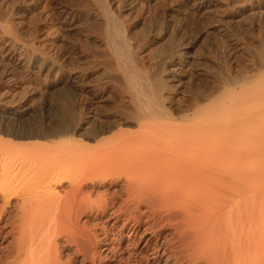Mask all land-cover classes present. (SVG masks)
Returning <instances> with one entry per match:
<instances>
[{
    "label": "bare ground",
    "instance_id": "6f19581e",
    "mask_svg": "<svg viewBox=\"0 0 264 264\" xmlns=\"http://www.w3.org/2000/svg\"><path fill=\"white\" fill-rule=\"evenodd\" d=\"M109 1L95 0L104 17L103 24L97 25L101 26L98 37L106 53L116 60L119 75L124 76L125 88L121 87L132 108L108 124L100 121L92 125L90 120H78L80 115L76 118L72 111L55 122L25 120L28 108L6 104L3 92L20 83L32 87L44 71L58 72L65 67L61 63L64 54L59 62L60 49L47 54L34 44L19 41L18 29L13 26L16 20L9 19L17 2L0 0V248L4 243L10 245L4 248L3 261L264 264V86H240L247 79L253 81L255 74L242 81L243 77L238 80L237 75L224 73L218 87L196 88L189 109H173L172 97L165 92L172 88L167 87L169 80L157 73L149 76L141 68V59L130 45L129 30ZM136 1L130 0L126 9ZM66 4L54 12L55 19L64 23L60 29L71 26L80 14ZM219 4L201 0L193 8L210 12ZM174 45L163 56L160 72L167 76H174L192 57L188 46ZM70 48L74 53L83 51ZM257 54L260 65L256 70L263 74L264 49ZM196 73L206 76L202 69ZM75 77L69 80L74 95L94 97L104 90L103 83L90 89L74 81ZM258 78V85L263 84ZM59 84L60 80L54 81V87ZM88 123L92 130L87 131ZM19 137L33 138L28 143L32 146L14 152ZM59 246L67 250L65 256Z\"/></svg>",
    "mask_w": 264,
    "mask_h": 264
},
{
    "label": "rangeland",
    "instance_id": "374dc122",
    "mask_svg": "<svg viewBox=\"0 0 264 264\" xmlns=\"http://www.w3.org/2000/svg\"><path fill=\"white\" fill-rule=\"evenodd\" d=\"M13 1H15V3L17 2L16 4L15 3L14 4L18 6L15 7L14 5L15 9H13L12 10L13 12H11L12 18L9 15V19L10 20L12 19V21L16 20V22L21 21L20 23L13 22V26L15 25L14 28L16 27V30L18 29L17 36L19 41L23 42L25 45L34 44L37 50L41 52H45L47 54L53 53L54 51L59 53L61 50V53L59 55L60 56L59 62L62 61V59L64 58L61 63L63 64V67H65V69L63 70L60 69L58 71L59 73L56 70H52L51 72L48 73L44 71L43 74H41L39 77L36 78V82H34V84L31 85L32 87L24 86L20 83L18 84L19 87L13 88L14 90L11 89L8 92H3V90H0V92H3L4 100L5 101L8 100L6 101V104L9 103L8 106H15V107H17L19 104V106H24L25 108H28L29 115L25 117V120L29 119L30 121L43 120L49 122L52 120L53 122H55L57 119H60L61 117L63 118V116L65 117L67 114L69 115V111H72L74 113L76 112L75 113L76 118L78 115H80L77 118L78 120L80 118H81L80 120L82 121L90 120L89 122L91 124L92 123L97 124L100 121L106 122L108 124L110 121H114L119 119L120 117H124L126 110L132 108L131 107L132 105H129L131 104V102H129L130 101L129 95L124 90L125 88L124 76L119 75L121 72L119 70H116L117 68L116 65L114 64L116 63V60L111 54H109V51L106 53L105 50L107 49L104 48L105 45H102L103 42H101L103 40H101L100 36L98 37L100 33L99 28L101 27L100 26L98 28L99 26L98 23L103 24L104 17L99 12V8L97 7L95 0H87V1L86 0H18V1L13 0ZM129 1L130 0H111L109 1L110 3L109 5L111 6V8H113V10L118 12V14L120 13L119 14L120 19L122 18V21L124 22V25L127 29L126 31L129 30L127 33L128 36L131 37L129 40L130 45L133 46V47L131 46L132 49L133 48L135 49L134 51L137 54L138 60L141 59L140 63L143 64L144 66L141 68L145 70L146 74L149 75L150 73L151 75L149 76H153L155 75V73H157L158 77L162 75L167 77L166 79L169 80L167 81L169 84L167 87L172 86L173 89L169 87V89H167L165 92L168 98L172 97L169 98V100L172 99L171 102L172 101L174 102L173 109L176 110V107L179 106L181 108L183 107L182 109H186V108L189 109L191 104L194 103L192 101H194V97H195L194 95L191 94L196 92V90L199 87H211V86L218 87L219 79H221V77L224 76V73L225 75L230 74L231 76L234 77H236L237 75L236 79L238 80L243 77L242 81H245L247 78H249L248 76L252 77L255 74L254 75L256 76L255 78H258L257 76H259L261 77V79L258 78V80L264 81V79H262L264 78L263 75L264 71L262 74L256 70L260 65V60L258 58L257 51L260 52L262 49H264V19H263L264 0H238V1L211 0L214 3H218V4L220 3V4H219V8L216 9L212 8L213 10H211L210 12H205L204 10H197L193 8L194 4L200 2L201 0H137L136 3L133 4V7L131 9H126V7L128 8ZM66 2L68 4H66ZM84 2L85 3L87 2L88 4L86 3L85 5ZM64 3L72 8L75 7V9L78 10L80 14L78 19L71 26L62 25L60 29V27L58 26L64 23L61 21L62 19L60 20V22L57 19H55L54 12L55 11L57 12L59 7L61 5H64ZM233 4H235V6H232ZM86 12L91 14L89 15ZM183 13H184V17H183ZM249 13H253V14L255 13L254 14L255 16ZM87 14L89 16H87ZM96 15H98L99 18H95L97 17ZM92 18L93 20H91ZM69 20L70 19H68V21ZM241 20L242 22H240ZM166 21L168 23H166ZM211 21H216L215 22L216 26L212 25ZM87 22L92 23L91 25L89 23L91 27L87 25L88 24ZM221 22L224 23L221 24ZM79 23L81 24L84 23V25L82 24L81 26H79L80 25ZM88 26L90 27V30H88L89 29ZM96 28L99 29V31ZM95 29L96 31L93 32V30ZM28 30H30L31 32ZM217 30L220 31L218 32ZM207 31L208 34H206ZM143 38L145 39L143 40ZM86 41L89 44H84V42ZM226 43L229 45L228 47L229 50L226 47L227 45ZM173 44L175 45L177 44L178 46L181 47L188 46L189 56L192 55V57H189L190 61L185 62L184 65L180 66L181 69L178 68L176 70L177 73L175 72L176 74L174 76H167L166 73L162 74L163 72L161 73L160 70L162 69L164 62L163 56H165L164 54L167 55L171 46L173 47ZM84 45L85 46L89 45L93 48L91 47L89 48V46L88 48H86ZM97 46L98 48L96 49ZM70 47H75L77 51L83 49V51L81 53L79 52L74 53L70 51L71 49ZM259 48H261V50H259ZM62 51H65V53H63ZM91 51L96 53L92 54ZM66 53L70 55L68 56L66 55ZM96 54L98 55V57ZM255 54H257V57H253V55L255 56ZM61 55L63 58L61 57ZM65 56H68V58ZM197 56L198 58H196ZM80 60L85 63L80 62ZM87 60L89 61L86 62ZM258 60L259 62H254ZM199 61L201 64L199 63ZM69 62L72 64H70ZM77 62L80 66H78ZM190 62L191 63L193 62L192 65ZM84 65L85 66L87 65V67H85ZM109 65L113 66L112 68L114 69H112L111 66ZM190 67H192V69ZM110 69L113 72L110 71ZM201 69L202 71H205V75H206L203 76V78L197 75L196 73L197 71H201ZM83 70L87 72L85 73V71ZM116 71L118 72L116 73ZM194 75L196 76L194 77ZM78 76L80 78H78ZM216 76H218V78H216ZM244 76L247 78H244ZM71 77L73 78L75 77V79H73L74 81L77 79L76 81L78 83L81 82L85 87L90 89H94L92 88L94 86L102 87V83H103L104 90L103 89H102L103 91L99 90L98 92L100 95H96L94 97L93 95L84 94V93L79 94L80 96L78 95L79 96L78 97L77 95L73 94L72 88H70L73 87V84L69 81ZM255 78L253 79V81L250 82H247L249 79H247L245 82H241L242 84H240V86L245 87L242 86L245 83L247 85L246 87H251V86L262 87L261 85L264 86V83L258 85L259 83H257L258 81ZM56 80H60L61 84L54 87V81ZM251 82H253L254 84ZM90 84H92V86ZM121 86H123L124 88ZM169 91L172 92L173 94L170 93ZM125 94L127 95L126 96L127 98L124 96ZM191 99L192 101H190ZM19 100H21L22 102H19ZM17 101L19 103H17ZM218 105L219 104L217 103V106ZM187 106H189V108ZM175 110L173 111L175 112ZM121 112L124 113V116H121L122 114ZM223 117L226 116L223 115ZM91 124L89 123L87 124L90 126L86 125L87 131L92 130L93 124L92 125ZM12 131L14 132L15 130H11V132ZM23 131L25 132V130ZM19 132L21 133V131H18V133ZM18 139H20V137ZM32 139L33 138L22 137L20 139V142L12 147L13 149L16 147L14 149V152H16V149H18L17 152L28 150L29 147L28 145H30L28 143H30ZM5 244L6 243L3 244L4 247L0 248V256L2 258L0 259L2 261V262L0 261L1 262L0 264H10V262L3 261V258L7 253L6 249H9L10 246L8 243L6 245ZM59 249H60L59 251L62 252L61 255L64 254L65 256L67 250L61 246H59Z\"/></svg>",
    "mask_w": 264,
    "mask_h": 264
}]
</instances>
